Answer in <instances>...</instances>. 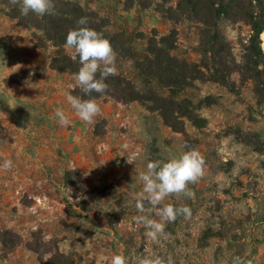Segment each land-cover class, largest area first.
<instances>
[{
    "label": "rangeland",
    "instance_id": "1",
    "mask_svg": "<svg viewBox=\"0 0 264 264\" xmlns=\"http://www.w3.org/2000/svg\"><path fill=\"white\" fill-rule=\"evenodd\" d=\"M76 1L108 19L139 56L153 39L174 34L173 53L201 65L207 78L161 90L188 107L183 131L142 101L105 94L89 96L101 113L87 124L67 100L79 87L74 74L49 66L57 48L35 46L33 29L0 10V165L13 162L10 170L0 167V264H111L117 254L128 264L152 254L173 264H234L235 257L264 264V92L260 97L254 77L255 66L264 69V28L257 36L243 20H224L226 48L214 60L203 51L205 26L166 11L176 1L163 11L159 0ZM116 67L137 86L149 84L132 59L116 58ZM215 71L226 80L210 77ZM58 109L68 126L60 125ZM191 149L204 157L203 177L188 185L191 195L163 202L186 206L191 216L178 215L167 237L153 242L137 222L141 215L159 219L156 209H136L140 176L149 162Z\"/></svg>",
    "mask_w": 264,
    "mask_h": 264
},
{
    "label": "trees",
    "instance_id": "2",
    "mask_svg": "<svg viewBox=\"0 0 264 264\" xmlns=\"http://www.w3.org/2000/svg\"><path fill=\"white\" fill-rule=\"evenodd\" d=\"M160 10H164V5L176 1L175 9L170 6L167 12H177L187 17L200 21L205 26L208 48H203L205 54L210 53L215 60L217 52L226 48V42L222 34V23L224 20H243L252 26L257 32V36L264 28V2L263 0H159ZM132 2V0H131ZM1 12L17 22L18 25L33 29L32 40L35 46L47 48L54 46L55 53L50 56L49 66L59 72L75 74L80 68L79 60H73L72 55L65 51L66 36L72 29L78 27L77 21L81 17H87V26L102 32L109 39L117 58L132 59L135 67L150 77L146 87L137 86L132 80L121 75L109 76L106 79L108 89L105 95L113 96L123 101H142L152 110H159L164 122L172 126L176 131H183L182 116L189 114L187 106H182V102L173 96L165 95L163 88L185 89L196 79H205L206 71L196 62H191L186 58H181L174 54L177 48L175 35L164 36L160 41L153 39L149 42L145 54L139 56L132 46L131 41L122 33L112 32L109 29L108 19L101 17L95 11L84 8L76 0H54V11L43 16L29 13L22 15L20 5H13L10 0H1ZM219 56V55H218ZM220 64L229 67L224 56H219ZM206 68L207 67L206 65ZM37 75L39 69L34 68ZM256 71L257 92L260 97L264 92V69L254 67ZM219 73V72H218ZM217 71L210 74V77L225 81L226 78ZM16 78V76L12 77ZM262 80V81H260ZM74 96L88 99L89 96H99L100 93L86 95L80 89L72 91ZM177 105L180 112L176 115ZM1 235V234H0ZM46 264H56L55 260H48Z\"/></svg>",
    "mask_w": 264,
    "mask_h": 264
},
{
    "label": "clouds",
    "instance_id": "3",
    "mask_svg": "<svg viewBox=\"0 0 264 264\" xmlns=\"http://www.w3.org/2000/svg\"><path fill=\"white\" fill-rule=\"evenodd\" d=\"M13 5H20L22 15L30 12L39 16L54 11V0H10ZM87 17H81L77 21L78 27L68 32L65 47L74 51L72 59L79 60L81 65L73 79L86 95L91 93L103 94L108 89L105 82L109 76L117 74L116 58L109 39L102 32H98L87 26ZM67 100L78 117L87 124H92L101 113V106L95 98L83 99L69 94ZM56 117L61 126H68L70 119L63 109L56 111ZM132 163L131 161H128ZM5 170L13 167L11 160H5L0 165ZM205 160L202 154L191 149L182 152L178 157H171L167 162H149L146 171L141 174L140 180L143 187L139 193L136 209L140 213H151L156 209L159 219H151L148 215L137 217L138 223H143L146 236L153 242L160 238H166V226L174 222L178 215L191 216L190 208L174 207L172 204H164L165 199L172 195H191L189 184L196 183L204 175ZM150 207L145 208L144 202ZM163 205L162 207H157ZM111 264H128L127 258L122 254L113 255ZM138 264H173L171 257L167 260L159 255L152 254L139 259ZM234 264H243L240 257L234 258Z\"/></svg>",
    "mask_w": 264,
    "mask_h": 264
}]
</instances>
